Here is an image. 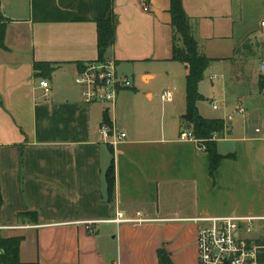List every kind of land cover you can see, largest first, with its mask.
<instances>
[{
    "label": "crops",
    "instance_id": "1",
    "mask_svg": "<svg viewBox=\"0 0 264 264\" xmlns=\"http://www.w3.org/2000/svg\"><path fill=\"white\" fill-rule=\"evenodd\" d=\"M181 3L211 60L197 110L225 124L214 136L224 158L213 178L207 153L179 140L191 125L183 120L187 69L171 60L169 0H0V227H23L0 235L21 238L20 264H159L160 250L172 264H198L194 219L264 218V138L255 133L264 130V0ZM109 9L114 42L104 57L133 88L107 109L83 104L74 78L80 64L98 60L96 22ZM255 39L256 58L243 50ZM165 91L171 102L160 100ZM105 116L125 135L115 147L100 135ZM116 213L146 221L110 223ZM256 225L264 238V220Z\"/></svg>",
    "mask_w": 264,
    "mask_h": 264
},
{
    "label": "built area",
    "instance_id": "2",
    "mask_svg": "<svg viewBox=\"0 0 264 264\" xmlns=\"http://www.w3.org/2000/svg\"><path fill=\"white\" fill-rule=\"evenodd\" d=\"M144 10L148 9L145 7ZM259 29L263 36V54L258 64V71L264 76V20L260 22ZM74 83L81 90L83 104H100L107 109L115 106L120 91L133 88L132 80L118 73L117 65L113 60H96L82 64L75 75ZM39 85L44 89L48 86L46 81H41ZM172 98L170 91H165L160 96L162 102H171ZM213 109L216 110L217 107L213 106ZM237 113L242 115L244 110L238 108ZM255 133L264 138V130L256 128ZM100 135L104 143L112 147L125 137L124 134H118L113 128L104 124L101 125ZM179 140L193 142L199 150L205 151V147L200 145L190 131H181ZM263 220L264 218L237 216L194 219L199 224L196 242L198 264H264V244H261L264 238L258 232L256 225L258 221ZM144 221L146 220H142L139 215L136 219L130 220L123 218L120 213H116L114 218L109 220L114 224ZM22 228L5 226L0 227V230ZM2 257L3 250L0 248V259Z\"/></svg>",
    "mask_w": 264,
    "mask_h": 264
},
{
    "label": "trees",
    "instance_id": "3",
    "mask_svg": "<svg viewBox=\"0 0 264 264\" xmlns=\"http://www.w3.org/2000/svg\"><path fill=\"white\" fill-rule=\"evenodd\" d=\"M170 1L171 25L173 28V46H172V61L178 62L187 69L186 75V109L183 120L191 125L190 132L193 137L199 141L200 145L205 147V153L208 155V171L211 178L219 166L220 161L224 158L217 152L214 135H219L223 132L225 124L218 119H205L200 116L197 110V102L203 98L199 94L198 85L203 80L204 73L209 67L211 60L207 59L199 51V46L194 39L188 18L186 17L181 0ZM6 20L0 13V46L3 45L4 29ZM97 28V50L98 61L105 60V51L114 42L115 17L109 9V17L98 20ZM82 64L78 66L80 69ZM35 69L46 68L45 64L35 63ZM259 88L264 90V76L260 77ZM103 124L110 127V121L105 116ZM106 193L107 202L113 201L114 194V163L111 161L106 174ZM20 216H23L22 214ZM33 220H36V213L32 212L29 215ZM21 238H3L0 235V248L3 250V257L0 259L1 264H20L18 259V249ZM264 244V240H261ZM159 264H172L169 255L160 250L158 252Z\"/></svg>",
    "mask_w": 264,
    "mask_h": 264
},
{
    "label": "rangeland",
    "instance_id": "4",
    "mask_svg": "<svg viewBox=\"0 0 264 264\" xmlns=\"http://www.w3.org/2000/svg\"><path fill=\"white\" fill-rule=\"evenodd\" d=\"M260 38H263V36H261ZM260 43L255 39L254 42L251 41H247L244 45H243V50L246 51L247 54H249V57H254L256 58L260 52ZM258 231L260 234H263L262 228L258 226Z\"/></svg>",
    "mask_w": 264,
    "mask_h": 264
},
{
    "label": "water",
    "instance_id": "5",
    "mask_svg": "<svg viewBox=\"0 0 264 264\" xmlns=\"http://www.w3.org/2000/svg\"><path fill=\"white\" fill-rule=\"evenodd\" d=\"M188 125V129H190V125L189 124H187ZM185 130H187L186 128H185ZM227 264V263H226Z\"/></svg>",
    "mask_w": 264,
    "mask_h": 264
}]
</instances>
